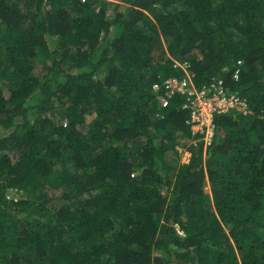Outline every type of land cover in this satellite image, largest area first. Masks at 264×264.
<instances>
[{"label":"trees","instance_id":"obj_1","mask_svg":"<svg viewBox=\"0 0 264 264\" xmlns=\"http://www.w3.org/2000/svg\"><path fill=\"white\" fill-rule=\"evenodd\" d=\"M0 264H264V0H0Z\"/></svg>","mask_w":264,"mask_h":264},{"label":"built area","instance_id":"obj_2","mask_svg":"<svg viewBox=\"0 0 264 264\" xmlns=\"http://www.w3.org/2000/svg\"><path fill=\"white\" fill-rule=\"evenodd\" d=\"M238 63H241V60ZM173 65L183 72L180 75L163 76L152 86L158 92L163 106L168 105L170 98L176 93L181 92L185 95L186 100L183 105L190 110L189 121L193 132L204 133L200 138L207 143L210 142V138L214 134L215 112H226L230 109H237L243 113L251 111L247 98L237 91L231 90L222 77L215 76L202 86H196L190 75L191 64L189 61L174 60ZM238 74L239 70L237 69L236 77Z\"/></svg>","mask_w":264,"mask_h":264},{"label":"rangeland","instance_id":"obj_3","mask_svg":"<svg viewBox=\"0 0 264 264\" xmlns=\"http://www.w3.org/2000/svg\"><path fill=\"white\" fill-rule=\"evenodd\" d=\"M198 140H199V139H198ZM9 194H10L11 196H15V197L19 196V192H18L17 190H15V189H10V190H9Z\"/></svg>","mask_w":264,"mask_h":264}]
</instances>
